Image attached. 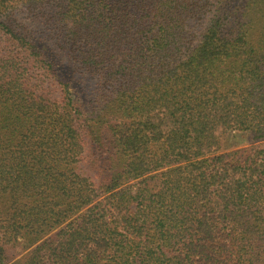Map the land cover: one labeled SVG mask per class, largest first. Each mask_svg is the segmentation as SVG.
I'll use <instances>...</instances> for the list:
<instances>
[{"label":"trees","instance_id":"obj_1","mask_svg":"<svg viewBox=\"0 0 264 264\" xmlns=\"http://www.w3.org/2000/svg\"><path fill=\"white\" fill-rule=\"evenodd\" d=\"M0 264H264V0H0Z\"/></svg>","mask_w":264,"mask_h":264},{"label":"rangeland","instance_id":"obj_2","mask_svg":"<svg viewBox=\"0 0 264 264\" xmlns=\"http://www.w3.org/2000/svg\"><path fill=\"white\" fill-rule=\"evenodd\" d=\"M251 143L250 137L246 134L241 133H228L223 140L222 143V149L223 150H230V149H236L241 147H247ZM18 249L16 251L19 253L18 256L25 253V251L19 252Z\"/></svg>","mask_w":264,"mask_h":264}]
</instances>
